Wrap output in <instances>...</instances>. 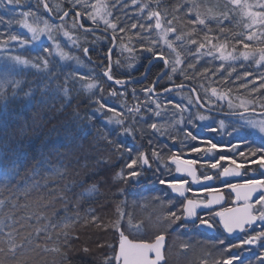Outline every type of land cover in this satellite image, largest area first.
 <instances>
[{"label": "trees", "instance_id": "trees-1", "mask_svg": "<svg viewBox=\"0 0 264 264\" xmlns=\"http://www.w3.org/2000/svg\"><path fill=\"white\" fill-rule=\"evenodd\" d=\"M47 3L56 18L68 9H75L82 13L85 24L101 26L115 36L117 46L111 73L114 79L141 78L154 58L147 51L152 48L163 51L170 63L168 74L157 87L160 91L187 84L213 110L240 112L234 107L240 100L254 103L257 111L264 110V87H261L264 65L231 64L221 59L231 49H245L238 40L252 47H264V27L250 30L231 21L230 9L236 8L228 0H47ZM102 6L115 29L95 14L96 8ZM152 11L161 13L159 29L155 27L156 18L149 19ZM24 12L35 16L25 18L21 15ZM197 12L206 26L189 23L196 19ZM88 13L96 17L95 22L88 18ZM0 17L3 18L0 20V151L18 161L17 174L7 173V179L9 164L0 168V264H103L104 257L114 256L118 251L119 231L114 226L118 220L120 231L130 238L154 239L155 235L163 234L165 215L160 204H167L172 196L166 184L161 185L159 180L166 179L168 154L174 152L167 149V144L171 147L182 144L174 138L190 137L189 132L196 137L206 136L210 130L218 138L219 153L223 154L228 138L240 130L244 140L240 135L230 138V159L238 163L244 162L239 152L247 155L249 149L264 148L261 138L239 126L238 118H216L226 123L225 133L216 122L200 132L195 125L198 108L186 90L164 98L152 97L147 89L163 72L165 65L161 62L153 65L147 81L141 85L110 84L104 72L109 66L112 41L102 34L82 32L74 15L63 23L53 24L40 0H20L19 5H8L3 0ZM24 19L32 26L44 23L54 26L53 41L34 42L19 23ZM169 20L171 25L167 23ZM63 26L68 28L72 45H64L59 33ZM170 27L175 31L168 32L165 38ZM190 33L197 44L189 42ZM253 33L255 39L247 41L246 36ZM178 35L182 39L177 40ZM11 36L17 39L12 40ZM200 43L204 44L203 48L199 47ZM55 44L65 46L78 66H62L54 53ZM84 49H88L87 53ZM16 56L30 63L16 64L12 59ZM42 59H47L49 69L56 73L53 86L58 83L69 90L70 105L62 92L59 98L46 97L44 103H37L42 97L36 85L43 83L49 72L31 65L39 63L42 69ZM177 59L181 62L175 63ZM173 66L175 73L171 71ZM90 83L95 87L89 89ZM212 89H216L215 94ZM29 91L35 94L31 104L24 95ZM219 99L225 100L220 103ZM100 104L105 107L100 109ZM135 105L140 107L142 115L133 118L131 109ZM185 106L196 109H184ZM109 108L113 111H108ZM117 119L123 125H116ZM153 123L159 131L151 129ZM123 127L133 129L134 135H121ZM105 136L133 149V157L136 150L150 157L155 150L159 158L151 160V168L144 166L140 177L124 183L115 174L124 168L128 154L116 151ZM237 144L239 148H234ZM124 171L128 170L124 168ZM93 185L98 190L89 192ZM129 219L132 225L137 221L144 229L134 230ZM66 224L69 227L65 228ZM85 247L89 252L82 251ZM248 259L244 263L236 260L234 264H260L262 258Z\"/></svg>", "mask_w": 264, "mask_h": 264}, {"label": "snow or ice", "instance_id": "snow-or-ice-1", "mask_svg": "<svg viewBox=\"0 0 264 264\" xmlns=\"http://www.w3.org/2000/svg\"><path fill=\"white\" fill-rule=\"evenodd\" d=\"M42 2V0H40ZM228 2L235 7L239 8L241 10V13L243 16L248 17V19L251 21L250 24L245 25L246 27L251 28L254 24L259 23L261 25H264V2H258L255 5L247 3V0H228ZM0 4H3V0H0ZM8 5H19L20 0H7ZM95 7V5H93ZM259 8L262 9V11H251L252 8ZM44 8L48 11H51V9L48 8L47 4H44ZM23 17L27 18L29 15L35 16V13L30 12H24L21 14ZM68 13L65 12L64 16H67ZM76 16H80V12L75 13ZM225 17L227 16L226 13H224ZM161 13L159 11H152L149 13V19L156 18L155 27L157 29L161 28ZM63 17H61L62 19ZM88 18L92 19L94 22L96 20V17H94L91 13H88ZM3 18L0 17V20ZM19 23L23 24L25 28L28 29L32 33V40H38L40 38V35L44 32V29H37L33 27L31 24L27 23V20H20ZM104 23L108 25L109 27L115 29V24H110L109 21L105 20ZM169 25H171L172 21H167ZM191 24H199V25H205V20L200 17V13H196V19L189 21ZM83 26V25H81ZM206 26V25H205ZM135 27V25H133ZM175 31L174 28H168V30L165 32V38L167 37L168 32ZM195 31V30H193ZM65 36L68 35L67 32L64 33ZM190 39L189 42L191 44H197V40L195 38H191V33L189 34ZM51 38V37H49ZM207 38V37H205ZM10 39L16 40V36H11ZM177 40L182 39L181 36H176ZM255 39V34H249L246 36L247 41H252ZM21 43H27V41H21ZM238 43H243V46L245 49H249V51H246L242 53L244 60H249L250 58L255 61L256 64H261L264 62V47H252L250 44L245 43L243 40H238ZM168 47L171 48L172 44L169 43ZM200 48L204 47L203 43L199 44ZM221 49L224 48V45L219 46ZM47 51V49H45ZM85 53H87L88 49H84ZM147 51L152 53V55L159 56L160 60L164 62L165 65L168 64V61L165 59L163 51L156 52L152 48H148ZM62 57L63 54L61 53ZM258 57V58H257ZM235 59V57H232ZM16 64L20 65H28L30 62L26 59H21L19 56L12 58ZM221 59H228L226 56H221ZM181 61L177 59L175 63H180ZM118 63V62H117ZM42 65L43 68L41 69V64L39 63H33L31 66L33 68H36L38 70L48 71L49 75L46 79L43 80V83L36 85V91L41 94L42 99L37 101V103H44V98L46 97H52V98H59V94L62 92L63 97L68 101V104L71 103V97L69 96V90L66 87H62L60 84H55L53 86L52 81L56 77V73L49 69V61L47 59H42ZM189 67H192V65H189ZM12 69H7V71H11ZM171 71L173 73L176 72V68L173 66L171 68ZM104 75L107 76L108 80H113L114 77L111 74V67L109 66V69L104 72ZM167 75V73H162L160 78H163V76ZM247 75V73H245ZM117 84L122 83L120 80L115 81ZM17 85H19V81L15 82ZM94 84H88V88L92 89L94 88ZM261 87H264V84L261 85ZM168 89H165L167 91ZM147 91H152V89H147ZM213 94L216 93V89H212ZM15 95V94H14ZM25 97L28 98V103L31 104L33 99L35 98V94L32 91L25 92ZM115 95V93H113ZM6 102V101H5ZM241 106H243V102L241 103ZM105 107L104 104H100V109H103ZM99 111V109H97ZM108 111H113L112 108H109ZM138 111V109H137ZM201 120L206 119L204 116H200ZM112 120H109V123H111ZM115 124L120 126L123 125L122 120H115ZM252 128L258 129V132L260 134H264V121L260 122L259 124H256L254 122H249ZM221 125L223 126V122H221ZM151 129L159 131L157 128V125L155 123L150 125ZM121 135H128L132 136L134 135V130L128 127H123L120 131ZM237 134L241 136V139L244 140L245 138L243 135L237 130ZM188 136L191 137L192 140H196L197 137L193 135L191 132L188 133ZM104 139L107 141V143L114 145V148L116 151H125L128 154V160L126 164L124 165V168H126L128 171L125 172L124 168H122L119 172H117L115 175L124 183L129 182L130 180L137 179L142 175V169L144 166H147L148 168L152 167L151 160L152 159H158L159 153L155 150L152 151L151 157L143 151L136 150V155L133 157V149L131 148H124L123 145H120L114 141H112L109 137L105 136ZM149 143H151V140H149ZM207 144L209 145L207 148H201V147H193L191 151L193 152H213L217 149V144L212 143L211 141H207ZM234 148H239V145H234ZM259 153V154H258ZM239 156L244 157L243 163H238L235 159H230L226 155H221L219 157V160L212 163L210 165L211 168L216 169L220 168L221 164L220 161L228 160L230 165H235V167H223L222 171L219 173L220 176L223 177H229V176H240L241 171L240 169L245 168L247 165L256 164L259 166L260 169H264V148H257V149H249L248 154L246 155L245 152L241 151L239 152ZM172 161L176 164V172L178 173H186L187 176H190L192 178V183L200 184L201 183V176L197 175L196 169L194 165L197 163L196 160H181L179 156L173 155L171 157ZM5 164H9V167L6 169V175L5 178L7 179V173H11L13 175L17 174L18 172V161L16 159H11L5 157L4 153L0 151V168H3ZM139 169V170H138ZM202 179L204 181L212 180L213 177L209 175H203ZM159 183L161 185H167L168 188L172 190V192L177 193L180 198H183L180 200V207L177 209V211H169L167 215L164 217V219L168 222V226L171 227L174 224H177V222H183L180 224V227H186L188 222H191L192 224H197V226H203L207 227L208 229H214L218 225H222L223 229L231 234L235 232L236 230L245 231L246 226H251L256 222H261L262 225H264V179H256L251 178L248 180H245L243 183H227L226 186L231 189L233 193H235V200L236 202L243 201V206L239 208H226L222 211H215L210 212L209 216H211V219L202 217L197 209L201 206L205 208H210L212 204H217L221 200H223V195H219L217 197H214L213 199H209L206 202L205 201H199L195 199L188 198L185 194L186 192H191V187H188L189 181L187 179H180L176 180L173 178L172 180H166V179H160ZM97 186L93 185L92 188L89 190V192L97 191ZM204 191L212 192V191H218L216 189H212L211 187L204 186ZM121 192L123 189L120 190ZM254 194L255 198H254ZM119 207L117 208V212L119 213ZM218 218V219H216ZM93 220H95V217H93ZM129 225L131 227H136L139 229L140 225H132L131 220L129 219ZM117 228V231H119V241H118V251H115L114 256H106L104 257L103 264H161L162 261H164L165 257L163 254V248H164V240L165 236L163 234H157L155 235L154 239H136V238H130L129 235H126L124 231H120L119 228V220L115 222L114 225ZM65 228L69 227V225H64ZM261 238H264V230L259 231L256 233V235L249 237L248 239L244 240L243 243L245 244H253L257 240H260ZM221 244L224 243L223 240L220 241ZM238 245H233V247H236ZM111 247V245H110ZM83 252L87 253L89 252V249L87 247L82 249ZM238 259L235 255H233L232 258L225 259L221 262H217V264H233V260ZM260 264H264V258L261 259Z\"/></svg>", "mask_w": 264, "mask_h": 264}, {"label": "flooded vegetation", "instance_id": "flooded-vegetation-1", "mask_svg": "<svg viewBox=\"0 0 264 264\" xmlns=\"http://www.w3.org/2000/svg\"><path fill=\"white\" fill-rule=\"evenodd\" d=\"M149 92L151 93V91ZM160 92L161 91L156 88L155 95L151 94V96L154 98H164L165 96H159ZM188 93L189 98L195 102L192 93L190 91H188ZM196 106H185L184 109H194ZM196 110V116L198 113L201 114V111H198L199 109ZM131 114L133 118L140 117L142 115L140 107L137 105L132 107ZM195 125L198 126L200 131H203L202 129H204V125L201 124L199 119ZM206 132V136H197L196 140H192L190 137L174 138V141L182 143L181 146L178 147H171L170 143L167 144V149H172L174 152L173 154H168L169 159L167 161L168 164L165 166V177L166 180L169 181L173 178L176 180L187 179L189 181L188 187H191L192 191L186 192V196L190 199L206 202L210 197L214 198L223 195V200L214 204L215 207L212 210L199 212L202 217L211 219V216H209L210 212L214 213L215 211H222L226 208H238L243 206V202H236L234 193L226 186L227 183L239 184L251 178L264 179V169H260L256 164H251L240 169V176H229L226 178L220 176L219 173L222 171L223 167H235V165H230L228 160H223L220 161V168L213 169L210 167V165L218 161L219 157L222 155L219 153L220 149L218 146L213 152L191 151L193 147L207 148L209 146L207 141L218 144V138L213 136L214 133L212 131L210 132V130H207ZM208 134H210V136ZM261 140L264 142L263 139ZM223 150H226L223 154L230 158V137L228 138L227 146ZM174 154L179 156L181 160L197 161L194 167L197 175L201 176L200 184L192 183V178L187 176L186 173L176 172V164L171 159ZM224 161L226 162L225 166L223 164ZM203 175L212 176L213 179L204 181L202 179ZM204 186L211 187L218 191H204ZM167 189L172 196V200L167 202V204H160L165 216L169 211H177L180 207V200L183 199L176 194L174 195L170 188L167 187ZM162 222L164 225L163 235L166 237L164 264H217V262L232 258L233 255L238 257V259L233 260V264L237 262L236 260H242L241 262L244 263L248 262V258H264V238L257 240L253 244L243 243L244 240L256 235L257 232L264 230V225H262L261 222H257L255 225L247 227L245 231H242L236 237H231L230 234L223 229L222 225H218L214 229H208L207 227L197 226L198 222L197 224L188 223L186 227L179 226L183 223L182 221L177 222V224H174L171 227L168 226V222L164 218ZM134 225H139V223L136 221L134 222ZM133 229L141 230L144 229V227H139V229L133 227ZM136 239L140 238L136 237ZM221 240L224 241L223 244L220 243ZM233 245L238 246L233 247Z\"/></svg>", "mask_w": 264, "mask_h": 264}, {"label": "rangeland", "instance_id": "rangeland-1", "mask_svg": "<svg viewBox=\"0 0 264 264\" xmlns=\"http://www.w3.org/2000/svg\"><path fill=\"white\" fill-rule=\"evenodd\" d=\"M258 2H264V0H247V3L249 4H252V5H255L257 4ZM233 8H236V9H233L231 10L230 9V20H234L239 26H243L245 27L246 29H257L259 27H264V25H261L259 23H256L254 24L251 28L249 27H246L245 25L247 24H250L251 21L248 19V17L246 16H243V14L241 13V10L237 7H235L234 5L230 4ZM251 11H262V9H259V8H252ZM95 14L99 17L100 21H102L104 23L105 20H107V11H106V8L105 7H98L96 8L95 10ZM240 12V14H239ZM108 21V20H107ZM33 27L37 28V29H44V32L40 35V38L38 40H33L34 42L36 43H43V42H52L53 41V32L54 30H56V28L52 25H49V24H46L44 23L42 26H37V25H34ZM23 30L25 32H27L29 34V36L32 38V33L30 31H28L27 28L23 27ZM68 28L67 26H63V27H60L59 28V33L63 36V42H64V45H72V38L70 36V34L68 33ZM264 30V28H263ZM67 32L68 35L65 36L64 33ZM51 37V38H49ZM65 46H59L58 44H55L54 45V53L55 55L58 57V59H60V62H62V66H65V67H70L71 65H75L77 64L76 62V58L67 53V49L65 48ZM219 52H221V49L218 50ZM248 50L246 49H231L230 52H226L224 53L223 55L228 57V61H230L231 64L233 63H239V62H242V63H255V61L253 59H249V60H244L243 56L241 55L242 53L246 52ZM61 53L63 54V57L61 55ZM218 53V52H217ZM232 57H235V59H233ZM258 58V57H257ZM264 65V62H262L261 64H256V66H263ZM75 66H78V65H75ZM220 100V103L224 102L225 99H219ZM243 102V106H241V103ZM233 107V105H232ZM235 108H237L239 111H248V110H255V104L250 102L249 100H245V101H238L235 103L234 105ZM209 114H197L198 116V119L199 121L201 122V124L204 125V127H210L212 126L215 122L218 124V126L221 127V130H222V133H225L226 132V128H227V125L226 123L223 122V126L221 125V122L222 121H219L218 119L214 118V117H211V116H208ZM200 116H204L206 117V119L204 120H201L200 119ZM238 120V124L239 126H241L242 128L246 129L247 131L249 132H252L255 136L261 138L264 140V134H260L258 132V129H255V128H252L251 125L249 124V122H254L256 124H259L260 122L264 121V116H244L242 118H239L237 119ZM202 129V128H200ZM203 130V129H202ZM201 132V131H200ZM240 132V130H239ZM241 133V132H240ZM207 134V132H206ZM233 137L234 135H238L237 134V131L234 133V134H231Z\"/></svg>", "mask_w": 264, "mask_h": 264}, {"label": "water", "instance_id": "water-1", "mask_svg": "<svg viewBox=\"0 0 264 264\" xmlns=\"http://www.w3.org/2000/svg\"><path fill=\"white\" fill-rule=\"evenodd\" d=\"M42 3H43V9L45 11V14L50 19V21H52L53 23H56L57 24V23L64 22V21H66L68 19V17L70 15H74L75 18H76L77 25H78L79 29L82 32H85V33H94V34H102V35L108 37L112 41V46H111V48H110V50L108 52V61H109V64H110L109 66L111 67V72H112V69H113V59H112V56H113V52H114V50L116 49V46H117V40H116L115 36L111 32H109L108 30H106V29H104L102 27H96V26H88V25H86L83 22V15H82V13H81L80 16H76L75 13L76 12H79V11H77L75 9H68L66 11L68 13V15L67 16H64V14H63L61 16V17H63L62 19H61V17L56 18L54 16L52 10L51 11H48L47 9L44 8V4H47L48 5L47 0H42ZM48 8L51 9L49 5H48ZM81 25H83V26H81ZM158 62H161V63L164 64V62L162 60H160L159 56L152 58L148 62L144 74L139 79H134V78L120 79V81H122V83L117 84L115 82L116 79L108 80L107 76H105V77H106V80L110 84H112L113 86H115V87H117L119 85H141V84H143V83H145L147 81V79L149 77V74H150V71H151V68L153 67L154 64H156ZM169 68L170 67H169V62H168V64L165 65V69H164V71L162 73H165L166 72L168 74ZM161 74L157 77V79L155 80L154 84L151 87V89H152L151 94L152 95H155V89L158 87V85L161 83V81L166 77V75H165V76H163V78H160L161 77ZM166 89H168V90L167 91H165V90L161 91L159 93V96L164 97V96H167V95H171V94L177 93V92H179L181 90L190 91L192 93L193 97H194V100H195L198 108L202 112H204V113H208V114H212V115H216V116H230V117H243L245 115H264V111H256V110H248V111H243V112H239V113H230V114L212 110V109L206 107L202 103V101H201V99H200L197 91L192 86L187 85V84L173 85V86L167 87ZM230 177H236V176L233 175V176H230ZM173 194L174 195L175 194L178 195L177 193H174V192H173ZM234 195H235V193H234ZM255 195L256 194H254V197H255ZM210 199H213V197H210ZM241 202H243V201H241ZM214 207H215L214 204H212L210 206V208H205V207L201 206L200 208L197 209V211H198V213L200 211H209V210H212ZM188 223H191V222H188ZM256 223H254L253 225H255ZM253 225H251V226H253ZM247 227H249V226H246V228ZM241 232L242 231H240V230H236L235 232L231 233L230 236L231 237H236ZM165 248H166V237H165V240H164V248L162 250L163 251V254H164V257H165ZM164 263H165V259H164V261L161 262V264H164Z\"/></svg>", "mask_w": 264, "mask_h": 264}, {"label": "bare ground", "instance_id": "bare-ground-1", "mask_svg": "<svg viewBox=\"0 0 264 264\" xmlns=\"http://www.w3.org/2000/svg\"><path fill=\"white\" fill-rule=\"evenodd\" d=\"M164 71V70H163ZM162 82V81H161ZM198 93V92H197Z\"/></svg>", "mask_w": 264, "mask_h": 264}]
</instances>
